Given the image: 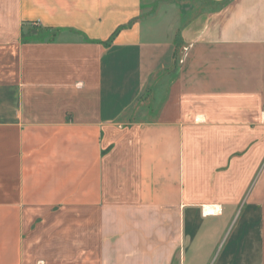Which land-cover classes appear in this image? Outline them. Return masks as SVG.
<instances>
[{"label":"crops","instance_id":"1","mask_svg":"<svg viewBox=\"0 0 264 264\" xmlns=\"http://www.w3.org/2000/svg\"><path fill=\"white\" fill-rule=\"evenodd\" d=\"M0 264H264V0H0Z\"/></svg>","mask_w":264,"mask_h":264}]
</instances>
